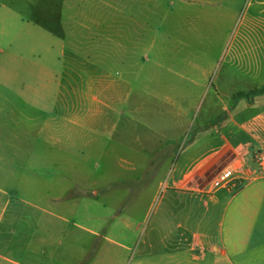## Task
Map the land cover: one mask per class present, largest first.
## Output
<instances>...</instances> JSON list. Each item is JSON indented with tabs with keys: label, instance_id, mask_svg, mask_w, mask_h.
<instances>
[{
	"label": "rangeland",
	"instance_id": "374dc122",
	"mask_svg": "<svg viewBox=\"0 0 264 264\" xmlns=\"http://www.w3.org/2000/svg\"><path fill=\"white\" fill-rule=\"evenodd\" d=\"M73 1L70 14L61 0H0L44 30L24 32L15 45L27 46L12 49L29 59L23 50L37 39L44 81L22 80L11 60L12 81L0 84V264H226L196 246L193 225L222 190L214 183L230 154L223 149L168 182L174 167L185 170L215 141L196 135L221 101L209 98L201 113L183 106L197 107L202 92L190 80L200 77L195 64L209 71L224 58L231 28L264 10V0H186L180 21L164 24L165 41L163 0ZM151 27L160 48L155 64L142 65ZM68 29L75 45L64 50L46 33ZM130 68L133 76L122 77ZM53 71L61 81L46 80ZM25 85L42 97L22 98Z\"/></svg>",
	"mask_w": 264,
	"mask_h": 264
},
{
	"label": "crops",
	"instance_id": "0c3cea01",
	"mask_svg": "<svg viewBox=\"0 0 264 264\" xmlns=\"http://www.w3.org/2000/svg\"><path fill=\"white\" fill-rule=\"evenodd\" d=\"M72 1L61 0V6H65L70 14L74 11L69 6ZM184 6H188L186 0H176L175 3L172 0H163L161 13L163 32L164 24L171 17L180 21ZM97 9L101 10V8ZM73 14L72 16L75 17ZM16 31L18 35L13 33ZM43 31L41 26L30 24L22 14L0 3V84L8 86L7 82L12 81L6 64L11 60L19 62L25 72L26 76H23L22 80L44 81L42 64L36 60L37 39H34V44L29 50H23L28 51L31 56L29 59L22 52L16 54L12 50L27 46L16 47L15 45L18 39H24L22 36L24 32L32 36L37 33L43 34ZM147 31L146 52L149 56L142 61V65L144 63L153 65L155 64L154 50L160 48L157 47L159 37L154 27ZM48 32H46L48 36L51 34L57 37L56 40L60 42L63 50L66 45L74 47L75 43L70 41L74 36L72 29L62 30L57 34L50 30ZM231 32H234V36L231 42L227 39L224 43V50H227L224 58L217 59L209 71L195 64V76L200 77L198 80L193 78L190 80L194 81V84L202 91L194 97L198 103L197 107L186 106L187 104L183 102L186 113H191L193 109L201 113L202 105L209 98H217L221 101V113L215 119L225 114L226 117L217 122H214L213 118L208 122H198L201 131L196 135V139L199 141L214 138L215 141L185 170L181 171L174 167L168 183L174 179L180 181L186 179L211 156L220 154L223 149L230 154L227 159H231V164L239 161L250 166L251 169H245L238 175L236 182L212 194L208 201L201 205L203 217L201 221H198L199 224L195 220L194 236L197 240L196 246L201 247L203 251L207 248L213 250V256L216 257L217 262L220 260L226 264H264V174L260 173L258 165L254 162L258 154H264V94L250 98H235L237 93H250L264 89V74H258L264 73V10H255L253 13L248 11L237 29L233 27ZM163 36L162 41H165L166 36L170 39L165 32ZM161 48L170 49L164 42H161ZM135 62L139 65L138 60ZM125 70L127 71L121 73L122 77L133 76V69ZM211 75L215 76V88L204 90V83ZM61 79L60 74L53 71L46 80L59 82ZM18 94L24 99H30L32 96L37 98L42 97V90L39 91L36 86L25 85ZM191 94L189 93L190 97ZM180 96L189 97L185 94ZM187 103L189 104V101ZM219 254L221 259L218 258Z\"/></svg>",
	"mask_w": 264,
	"mask_h": 264
},
{
	"label": "built area",
	"instance_id": "2783aa9c",
	"mask_svg": "<svg viewBox=\"0 0 264 264\" xmlns=\"http://www.w3.org/2000/svg\"><path fill=\"white\" fill-rule=\"evenodd\" d=\"M257 164L261 174H264V154H258L256 157ZM245 170L244 163L236 161L226 167L219 178L215 181L216 188H225L238 180V175Z\"/></svg>",
	"mask_w": 264,
	"mask_h": 264
},
{
	"label": "trees",
	"instance_id": "16d2710c",
	"mask_svg": "<svg viewBox=\"0 0 264 264\" xmlns=\"http://www.w3.org/2000/svg\"><path fill=\"white\" fill-rule=\"evenodd\" d=\"M264 94V89H260V90H255V91H252L250 93H238L235 98L236 99H240V98H243V97H247V98H250V97H255V96H258V95H262ZM226 117V114L225 115H222L221 117L215 119L214 122H217V121H220V120H223L224 118Z\"/></svg>",
	"mask_w": 264,
	"mask_h": 264
}]
</instances>
